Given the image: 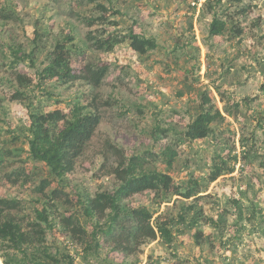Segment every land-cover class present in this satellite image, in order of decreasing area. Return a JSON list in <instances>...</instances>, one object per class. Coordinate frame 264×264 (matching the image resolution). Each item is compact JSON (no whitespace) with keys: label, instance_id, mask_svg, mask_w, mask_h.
Masks as SVG:
<instances>
[{"label":"rangeland","instance_id":"rangeland-1","mask_svg":"<svg viewBox=\"0 0 264 264\" xmlns=\"http://www.w3.org/2000/svg\"><path fill=\"white\" fill-rule=\"evenodd\" d=\"M210 1L0 0L12 15L0 18V199L18 201L13 209L0 205V220L14 219L29 239L18 251L0 238V264L52 257L62 264H264V0ZM215 14L227 23L222 35L209 30ZM131 30L154 38L157 48L141 54L127 40L105 51L89 38ZM65 40L73 67L110 64L99 86L45 76L49 54ZM204 96L224 118L208 137L185 139L187 124L209 106ZM75 107L98 112L101 122L74 169L56 177L31 154V113L62 109L71 118ZM169 144L178 151L172 167L163 154ZM149 152L148 169L169 172L175 184L195 179L203 190L196 200H167L150 189L124 199V221L139 206L172 218V242L128 240L121 227L116 235L93 234L108 214L87 218L78 199L115 190L120 160ZM223 160L234 171L211 181ZM45 178L50 185L41 192ZM56 188L68 195L51 199ZM43 209L49 222L39 217ZM70 215L85 233L65 229L62 218Z\"/></svg>","mask_w":264,"mask_h":264},{"label":"trees","instance_id":"trees-1","mask_svg":"<svg viewBox=\"0 0 264 264\" xmlns=\"http://www.w3.org/2000/svg\"><path fill=\"white\" fill-rule=\"evenodd\" d=\"M90 1L94 2L96 0ZM205 3L211 5L210 0H206ZM99 6L106 10L104 6ZM0 18L8 19L12 18V15L0 9ZM89 22L91 24L94 21L90 20ZM226 27V21L220 18L218 14H215L209 30L213 35H222ZM129 32L127 35L109 34L103 38L94 36L89 38L93 39V44L97 49L105 51H113L116 45L127 40H129L131 48L141 54H146L157 48V41L154 38L142 36L134 32V30ZM49 57L50 63L43 70L45 76L61 79L64 83L81 79L88 81L94 86H99L110 69L109 63L95 64L91 62L80 67H73L71 64V49L68 47L66 40L57 43ZM19 78L22 81L25 80L21 75H19ZM204 99L205 104L209 101V106L203 107L202 112L196 116L195 120L187 124L186 129L182 133L185 139L194 140L208 137L213 131V123L219 118H224L221 111L210 104V97L208 99V97L204 96ZM100 118L101 115L98 112L84 113L83 107H75L71 118L62 109L44 113L32 112L30 127L32 137L29 139V143L33 158L44 162L50 167L51 172L56 177L64 176L74 169L76 159L84 152L87 144L94 136L101 122ZM157 130L161 132L167 131L160 127ZM180 141L181 139L178 142L180 143ZM163 154L167 166L172 167L178 155L177 147L171 144L166 145L163 149ZM147 155L152 154L151 152L138 154L129 158L124 157V159L120 160L118 166L114 169V173L120 178L122 183L115 190L98 192L94 197L88 199H83L82 197L78 199L87 218L103 217L108 214L106 226H99L97 223L94 226L95 231L93 234L112 236L116 235L121 227L125 230L123 234H126L128 240L142 243L146 239L161 237L166 243L172 242V224L174 221L172 218L167 217L163 213L155 216V212L146 206H139L131 211L128 221H124L122 212L124 199L150 189L160 191L167 200L170 199L169 196L174 195L196 200L201 196L200 194L203 190L201 184L195 179H190L187 185L175 184L174 178L169 172L148 169L146 167L149 163ZM237 158L235 156V159ZM2 161L3 156L0 154V164ZM233 171L234 168H229L226 165V161L223 160L221 164L214 165L210 173V180L215 181L224 173H232ZM49 185L50 180L47 178L43 179L39 191L44 192ZM67 195L68 193L64 190L56 188L51 192V199H61ZM0 205L4 209H13L18 207V201L0 199ZM39 217L49 222L46 209L39 211ZM78 220L72 215L62 218L65 229L73 236L85 233L83 225ZM209 221L212 222L213 219ZM34 226L38 227L40 223H34ZM37 232L41 234L42 238L40 240H43L44 231L40 229ZM0 238L9 240L18 251L23 250V244L29 242L21 224L12 218L4 221L0 220ZM124 249L128 250V252L133 251L128 243ZM70 257L71 260L74 259L72 256ZM52 259V263L39 261L37 264H62L60 259L54 257ZM5 262L6 264H20L12 258L6 259Z\"/></svg>","mask_w":264,"mask_h":264}]
</instances>
